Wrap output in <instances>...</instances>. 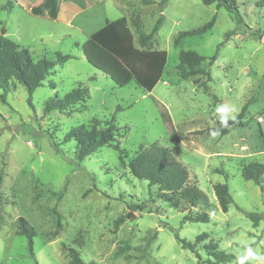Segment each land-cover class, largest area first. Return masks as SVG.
Returning <instances> with one entry per match:
<instances>
[{
	"label": "rangeland",
	"instance_id": "374dc122",
	"mask_svg": "<svg viewBox=\"0 0 264 264\" xmlns=\"http://www.w3.org/2000/svg\"><path fill=\"white\" fill-rule=\"evenodd\" d=\"M238 1L243 24L223 7L200 0H168L162 12L157 4L145 5L139 0H103L95 6L101 19L125 14L140 19L141 29L129 22L135 40L140 31L150 32L162 14L152 47L166 50L167 62L159 82L147 91L134 79L124 86L115 84L86 60L79 46L98 26L96 22L86 27L83 18L77 17L68 27L59 20L29 14L15 0H0V34L27 48L34 58H53L56 51L73 55L34 90L32 106L26 88L15 80L6 102L0 100V264H68L63 245L74 247L86 262L95 264H201L175 236L193 241L201 232L236 258L248 246L264 255V182L261 187L241 176L243 165L264 163V35L255 33L264 29V0ZM8 2L13 7L4 8ZM213 16L211 29L184 37L179 47L174 46L179 31L200 27ZM180 49L205 57L201 66L209 69L210 81L204 74L187 79L178 76ZM215 53L217 57L209 65ZM198 77L207 82V89L194 82ZM79 83L87 87L84 102L77 105L81 110L43 114L47 98L63 97ZM247 102L245 123L229 126L222 135L215 108L233 105L236 116ZM164 113L180 138L177 144ZM113 116L119 127V149L105 145L78 160L75 141L63 142L72 127L84 124L90 128L93 119L109 121ZM214 131L219 134L212 137ZM154 141L173 149L187 167L190 181L208 196L207 205L192 209L193 213L205 210L207 222L183 223L184 212L157 198L156 186L129 172L126 155L132 156ZM215 183L228 185L232 201L226 211L213 191ZM130 203L146 206L133 210V217L127 218ZM54 207L60 214L59 225ZM246 211L262 215L257 226ZM20 216L35 231L32 253L28 238L16 232ZM118 217L123 220L115 226ZM154 234L142 255L136 247ZM123 241L131 246L126 252L132 255L130 259L115 254ZM201 245L198 252L206 259Z\"/></svg>",
	"mask_w": 264,
	"mask_h": 264
},
{
	"label": "trees",
	"instance_id": "16d2710c",
	"mask_svg": "<svg viewBox=\"0 0 264 264\" xmlns=\"http://www.w3.org/2000/svg\"><path fill=\"white\" fill-rule=\"evenodd\" d=\"M203 4H215L217 7H223L230 13L234 19L243 24V18L239 11L238 0H200ZM140 3L149 5L157 4L160 12L166 5L168 0H139ZM60 0H43L36 7L31 8L33 14L48 15L55 19L58 13ZM4 8L12 7V3L8 2ZM130 16V21L135 29H141L142 23L140 19ZM213 16L200 27L179 31L174 38V46L179 47L184 37L192 35H200L212 28L215 22ZM163 16L160 14L151 31L145 33L139 32L137 40L134 39L133 33L128 24V18L121 16L113 20H107L106 23L98 30L90 34L85 42L79 46L86 60L96 69L110 77L113 82L119 86L128 84L134 79L138 85L147 91H151L162 77L164 67L167 62V52L163 49L152 47V38L157 33ZM259 36L264 35L263 30H255ZM73 55L69 53L55 52L53 58L40 56L34 58L31 52L8 38L4 34H0V100L6 102V93L14 84V80L22 84L28 92V102L32 106V93L42 85V82L52 74L56 66H62ZM217 53L209 58V65L216 59ZM205 57L193 50L180 49L178 53V63L176 65L177 74L182 79L193 78L197 75L204 74L206 81L211 80L208 68H203L201 63ZM198 78L194 79L204 89H207V82ZM262 82L259 88L262 87ZM49 85L55 88V83L49 80ZM87 95V87L81 83L76 84L63 97L55 94L45 101L43 114H49L52 111L60 113H71L81 110L78 104L84 102ZM248 103H245L240 112L236 115L235 120H229L227 127H222L219 120L216 125L222 135L228 132L231 125L241 126L245 123L244 114L247 111ZM165 121L168 122L171 138L174 144L179 143L180 138L173 130L170 116L163 114ZM90 128L84 124L72 127L64 136L63 142L74 140L76 143L75 156L78 160L94 153L102 146H113L119 149L118 131L119 127L115 124L114 116L109 121L93 119ZM57 148V144L53 143ZM129 172L139 178L148 181L149 186H156L157 198L167 202L177 211L184 212L182 222H207L209 217L205 210L196 213L192 209L198 205H207L208 196L201 190L196 182L190 181L187 167L179 161L173 153L171 147L163 146L159 142H152L147 148L141 149L132 156L126 155ZM222 173L219 170H216ZM227 175V174H225ZM241 176L246 180H251L262 187L264 182V163L258 161L249 162L241 167ZM1 180V173H0ZM213 191L218 200L219 206L223 211L227 210L228 204L232 201L226 183H215ZM62 197V191L57 194V200ZM144 203H130L127 205V218L133 217V210L145 208ZM54 213L57 216V223L60 224V214L54 207ZM246 215L252 220L253 225L257 226L262 215L257 212L246 211ZM123 217H118L114 224L118 226ZM17 234L24 235L28 238V248L32 253V237L35 235L34 228L28 223L24 217H18L16 223ZM176 239L181 243L182 247L190 250L201 264H237V258L232 253H227L218 248L217 242L206 232L197 234L193 241L182 239L175 233ZM155 234L144 239V245L136 247L141 249L142 255H146ZM198 244H202V248L206 252L208 258L202 259L198 252ZM131 246L127 241H123L116 250V256L123 255L125 259H130L131 254L126 253ZM63 249L69 258L68 264H95V262H86L80 255V252L74 247L63 245ZM246 264H249L246 262Z\"/></svg>",
	"mask_w": 264,
	"mask_h": 264
},
{
	"label": "crops",
	"instance_id": "0c3cea01",
	"mask_svg": "<svg viewBox=\"0 0 264 264\" xmlns=\"http://www.w3.org/2000/svg\"><path fill=\"white\" fill-rule=\"evenodd\" d=\"M42 1L43 0H26L25 2L20 3L18 0H15V3L18 4L20 7H22L29 14H32L34 16H42L43 18L50 19V17L46 14L38 15V14H33L31 12V8L40 5ZM102 1L103 0H78L79 3L77 4L75 0H60L57 17L53 20H59L63 24H66L68 27L73 24V22L76 20L77 17L83 18V24L86 27L91 26L96 22L98 26H96L94 29H92L89 32L88 35H90L94 31L100 29L106 23L107 20H113L107 17H103L101 19L99 15H97L94 8ZM125 1L128 2L129 0H125ZM13 5L14 4L12 3V7ZM118 6L120 5L118 4ZM123 16H126L128 18L127 14ZM98 20H100V22ZM129 22L130 19L128 18V24Z\"/></svg>",
	"mask_w": 264,
	"mask_h": 264
},
{
	"label": "clouds",
	"instance_id": "9594fccd",
	"mask_svg": "<svg viewBox=\"0 0 264 264\" xmlns=\"http://www.w3.org/2000/svg\"><path fill=\"white\" fill-rule=\"evenodd\" d=\"M237 109L233 105L222 104L215 108V112L219 116V122L222 127H227L229 120H235ZM219 133L214 131L210 133L212 137L217 136ZM248 261L256 262V264H264V255L254 250L251 246L244 249L243 254L237 258V264H246Z\"/></svg>",
	"mask_w": 264,
	"mask_h": 264
}]
</instances>
